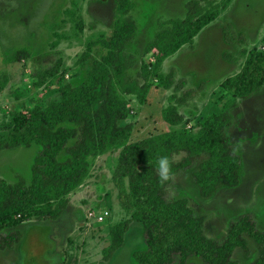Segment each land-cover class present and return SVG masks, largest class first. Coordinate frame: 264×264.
Wrapping results in <instances>:
<instances>
[{"label":"trees","instance_id":"1","mask_svg":"<svg viewBox=\"0 0 264 264\" xmlns=\"http://www.w3.org/2000/svg\"><path fill=\"white\" fill-rule=\"evenodd\" d=\"M115 1L111 36L96 41L100 49L93 55L86 52L80 59L85 80L78 85H63L59 89L60 98L50 104L35 102L23 109L16 115L7 138L0 143L4 148L33 144L40 147L30 183L25 177H19L15 184L0 178V251H11L21 244L24 239L21 227L26 222L59 220L68 209V197L86 182L95 160L119 150L114 176L128 181L134 211L130 219L112 226L110 245L103 250L102 261L91 264L111 263L124 247L133 223L143 227L146 239V250L133 254L135 264H238L233 259L236 249H242L247 256L252 254L246 236L260 248L257 260L251 264H264V230L258 229L253 213L233 221L227 238L219 241L207 237L206 217L196 215L187 199L168 198L174 178L191 170L203 200L214 198L222 189L240 185L241 158L230 136L233 110L240 101L264 88V52L249 50L246 33L238 32L233 23L225 21L224 42L239 52L237 57L226 53L225 58L231 63L240 59L245 62L237 74L225 79L211 94L210 104L214 103L215 110L202 115L199 123L188 121L180 108L189 106L203 94L207 82L201 81L178 94L186 87V80L176 85V71L164 74L163 64L185 46L193 50L195 38L226 11L229 0L221 3L190 0L185 4L183 18L159 19L154 39L145 48L146 54L154 55L153 61L143 62L135 75L131 71L139 59L130 50L138 35V25L132 16L135 3ZM23 52L24 55L10 58V62L28 58L27 51ZM59 67L58 63L40 71L36 75L37 86L57 75ZM153 79L157 80V87L166 90L175 86L174 94L168 98L169 106L163 110L165 123L174 130L130 142L133 126L125 122L134 110L129 98L144 105L154 86ZM8 81V74L3 73L0 93ZM182 154L185 158L176 161L175 157ZM161 155L173 160L172 178L164 184L155 170V162Z\"/></svg>","mask_w":264,"mask_h":264},{"label":"rangeland","instance_id":"2","mask_svg":"<svg viewBox=\"0 0 264 264\" xmlns=\"http://www.w3.org/2000/svg\"><path fill=\"white\" fill-rule=\"evenodd\" d=\"M132 1L135 3L132 16L138 25L136 42L130 47L139 59L131 71L135 75L143 62L153 61L154 55L146 54L145 48L154 39L158 20L183 18L185 4L190 0ZM115 8V0H0V80L3 73L9 76L7 87L0 93V143L7 138L16 115L23 109L35 102L50 104L60 98L59 89L63 85H78L85 80L80 59L86 52L95 54L100 49L96 41L111 36ZM225 21L233 23L238 32L246 33L249 50L264 52V0H229L226 11L195 38L193 50L185 46L163 65L165 74L176 71V85L186 80V87L178 94L198 86L201 81L207 82L203 94L189 106L180 108L188 121L199 123L202 115L215 110L214 103L210 104L211 94L225 79L237 74L245 62L240 59L231 63L225 58L226 53L236 57L239 53L224 42ZM23 51H27L28 58L10 62L14 55H24ZM58 63L57 75L37 86L36 75ZM153 82L144 105L129 98L134 110L125 122L133 126L130 142L174 130L165 123L163 110L169 106L168 98L174 94L175 86L166 90L157 87L156 79ZM233 116L230 136L241 158L240 185L222 189L214 198L203 200L191 170L176 176L168 189L170 200L187 199L196 215L206 217L205 234L219 241L227 238L231 223L246 213H253L258 229L264 230V88L240 101ZM39 150L35 144L18 148L0 145V178L15 184L19 177H25L30 183ZM119 154V150H114L95 160L86 182L68 197V209L59 220L26 222L21 227L23 241L12 253L0 251V264L102 261L103 250L110 245L112 226L130 219L134 211L128 181L114 176ZM184 158L185 154L175 157L176 161ZM246 238L252 254L247 256L242 249H236L233 259L238 264H251L259 256L256 241ZM145 242L143 227L133 223L124 247L109 264H135L133 254L146 250Z\"/></svg>","mask_w":264,"mask_h":264},{"label":"clouds","instance_id":"3","mask_svg":"<svg viewBox=\"0 0 264 264\" xmlns=\"http://www.w3.org/2000/svg\"><path fill=\"white\" fill-rule=\"evenodd\" d=\"M173 160L167 155H161L155 162V170L162 184L167 183L173 175Z\"/></svg>","mask_w":264,"mask_h":264},{"label":"crops","instance_id":"4","mask_svg":"<svg viewBox=\"0 0 264 264\" xmlns=\"http://www.w3.org/2000/svg\"><path fill=\"white\" fill-rule=\"evenodd\" d=\"M164 63H165V62H164ZM163 65H164V64H163ZM162 71H163V67H162ZM238 72H239V71H238ZM163 73H164V72H163ZM164 74H165V73H164ZM45 223H48V222H45ZM15 249H16V248H15ZM15 249H14V250H15ZM14 250H12V251H9V252H11V253H12ZM6 256H7V255H6Z\"/></svg>","mask_w":264,"mask_h":264}]
</instances>
